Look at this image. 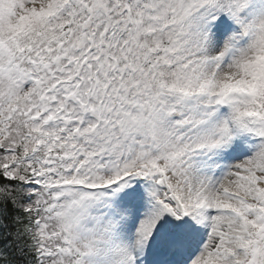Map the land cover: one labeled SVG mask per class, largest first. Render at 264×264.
<instances>
[{"label":"snow or ice","instance_id":"obj_1","mask_svg":"<svg viewBox=\"0 0 264 264\" xmlns=\"http://www.w3.org/2000/svg\"><path fill=\"white\" fill-rule=\"evenodd\" d=\"M0 264H264V0H0Z\"/></svg>","mask_w":264,"mask_h":264}]
</instances>
